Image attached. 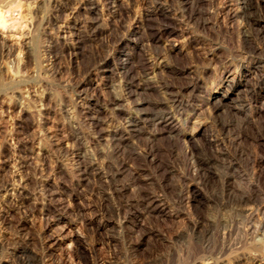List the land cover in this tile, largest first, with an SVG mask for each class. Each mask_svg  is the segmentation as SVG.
I'll use <instances>...</instances> for the list:
<instances>
[{
	"label": "rangeland",
	"instance_id": "374dc122",
	"mask_svg": "<svg viewBox=\"0 0 264 264\" xmlns=\"http://www.w3.org/2000/svg\"><path fill=\"white\" fill-rule=\"evenodd\" d=\"M117 1L0 0V262L19 264L26 246L39 264H264V210L245 211L264 202V0ZM146 10L139 48L124 54L147 120L117 144L108 130L125 120L111 100L131 80L117 69L119 37ZM172 29L188 36L176 53ZM149 56H163L151 57L156 74L139 62ZM167 112L176 132L156 124ZM12 176H29L21 208L2 190ZM61 216L81 240L64 237Z\"/></svg>",
	"mask_w": 264,
	"mask_h": 264
},
{
	"label": "bare ground",
	"instance_id": "6f19581e",
	"mask_svg": "<svg viewBox=\"0 0 264 264\" xmlns=\"http://www.w3.org/2000/svg\"><path fill=\"white\" fill-rule=\"evenodd\" d=\"M239 2H238V4H239V7L240 8H242L243 6H242V1L243 0H238ZM113 2H114V4L115 3H117L118 1L117 0H113ZM237 4V3H236ZM116 5V4H115ZM222 9V8H221ZM234 9V8H233ZM147 11V10H146ZM145 12V11H144ZM153 12V11H152ZM154 12H155V10H154ZM143 14V13H142ZM159 14V13H158ZM150 15V12H146L145 14H143V16L140 18H134V20H133V22H132V24L130 25V27H129V33L130 34H132V37L131 38H129V39H127V38H125V37H123V36H118L119 37V46H118V51L120 52V53H122L121 55H124L123 56V59H122V61H121V63H120V65H119V67L117 68V69H120V70H122L121 71V73H123L124 74V76H128V77H130V81L129 82H127L126 83V88H127V90H129V92L128 93H126V94H119V95H117V96H114V97H112V100H111V104L112 105H114L115 106V108H116V111H117V113L119 114V116L120 117H122L124 120H125V122L122 124H120V126H118L117 128H115L113 131H110V130H108V129H106L105 127H104V122H101L100 121V119L99 120H97L96 121V123H97V130H98V136L99 137H105V135H107V132H106V130H108V132L110 133V135L112 136L113 135V137H114V139L115 140H117V144H123L124 143V141H126V136L128 135V134H131V132L132 131H137L138 130V127H139V124L140 123H142V121H146L147 119L146 118H143V115H145L146 116V114H144L143 112H139V107L142 105L141 103H137L136 101H134L133 100V96H134V91H133V86H134V83H135V81H136V78H137V75L135 74V66H134V64H133V61H134V59H136L135 57H133V55L130 53V52H127V53H125L124 54V52L126 51L125 49L127 48V47H131V45L133 46V48L136 50V49H138L139 48V46H140V32H139V29H140V27H141V23L143 22V19L145 18H147L148 16ZM220 15H221V17H222V19H223V23H224V25H226L225 24V22L227 21V19L232 15V8L230 7V6H225L222 10H221V12H220ZM138 16H139V14H138ZM165 16H166V14H165ZM193 16V14H191V17ZM118 17V16H117ZM6 21H7V19H6V13H5V11L0 7V23L2 24H7L6 23ZM144 23V22H143ZM202 23V22H201ZM122 24V23H121ZM144 25V24H143ZM202 25H204V26H207V22L206 21H204L203 23H202ZM6 26V25H5ZM68 27V26H67ZM158 30V29H157ZM169 30V29H168ZM102 31V30H101ZM100 31V32H101ZM155 31V30H154ZM104 32V31H103ZM102 32V33H103ZM152 34H151V41H153V42H156V43H158V41H163L162 40V37H163V31H161V30H159V31H155L154 33L153 32H151ZM169 33H170V35L172 36V37H174V39L173 40H175V41H171L170 40V42H169V44H167V46L169 45V48H167V49H169V50H167V51H170V52H172V53H176L178 50H180L179 49V44L181 45V41L182 40H185V37L184 36H186V38L188 37L187 35H185V32L184 31H176V30H173L172 29V31H169ZM187 34V33H186ZM66 32H65V35H64V37H66ZM183 37H184V39H183ZM150 41V42H151ZM186 42V41H185ZM185 42L183 43V44H185ZM188 42V41H187ZM183 44L181 45V46H183ZM141 48V47H140ZM151 57H153V56H151ZM150 56L149 57H145V58H143L142 60L141 59H139V60H141V61H139V62H142V64H143V66H145V67H148V69H150L148 72H147V75H149V74H152V73H155L156 74V71L158 72V69H160L159 68V66L158 67H156V65L154 66V68L153 67H150L151 65H153V60H155L154 59V57L156 58V56H154L153 57V60H152V58H151ZM161 58H163V56L161 57V56H158L157 58H156V60H158V59H160L161 60ZM137 61V60H136ZM155 62V61H154ZM156 63V62H155ZM116 69V68H115ZM119 72V71H118ZM232 78V77H231ZM230 79V78H229ZM234 78H232L231 79V81L233 80ZM92 85H95L96 87L98 86V83H96V84H92ZM94 87V86H93ZM96 89V88H95ZM84 91V90H83ZM228 90H225L224 91V93L222 94L223 95V97H225L226 98V92H227ZM85 95V94H84ZM223 97L222 98H218L221 102H222V100H223ZM51 104V103H50ZM43 105V104H42ZM134 109H136V110H138V111H134ZM178 121V118L173 114V113H171V112H167L165 115H163V116H161L157 121H156V124L158 125V126H160L161 127V131H164V130H169L170 132H173V131H175L176 132V130H178L177 129V126H176V122ZM142 126V125H141ZM49 132V131H48ZM52 133H50V135H47V136H50V138H52V142H53V144L55 145V146H59V147H61V148H63L64 149V142L63 141H61L60 139L59 140H53V137L55 136V135H51ZM129 136H131V135H129ZM157 136V132H153V133H150V137L151 138H154V137H156ZM107 137V136H106ZM128 137V136H127ZM149 137V138H150ZM37 138H35L34 139V141H33V147L34 148H32L33 149V151H32V154H35L36 153V149L38 150L39 149V155L42 153L41 152V150H40V146L39 147H37L36 146V144H39V145H41L40 144V140L38 141V140H36ZM12 140H13V138H12ZM11 142V141H10ZM13 143H15L14 142V140L12 141V144ZM10 145L9 144V141H8V143H7V146L9 145V146H14V145ZM15 147V146H14ZM51 147V146H50ZM53 147V146H52ZM66 148V147H65ZM31 149V150H32ZM62 149V150H63ZM49 152H48V150L46 151V150H43V154L44 155H47ZM78 155V154H77ZM81 156L82 155H78V157H79V159H81ZM85 156V155H84ZM41 177H45L44 179H42V183H41V186H47V185H51V186H56V185H58V182H57V180H56V178L55 177H52V176H41ZM12 179H13V183H3L2 184V187L4 188V189H2V190H4V191H6L7 193L8 192H10V191H12V192H17V193H19L20 194V196H21V198H20V200H18V206H20V208L21 207H23V206H25V204H26V202H27V197L25 196V194L27 193L26 192V190H27V187H28V185H29V181H28V179H29V176H12ZM1 180V179H0ZM3 180V179H2ZM9 180V179H8ZM2 183V182H1ZM254 185V184H253ZM251 188V187H250ZM256 190H257V188H256ZM253 190L252 191V193L250 194V196H253V195H259V194H257V191H259V190ZM36 192V191H35ZM34 192V193H35ZM60 193H58L59 194V196L60 197H62V198H60V202H61V204L63 205V207H64V210H68L69 209V204H70V200H71V196H68V195H65V194H63L61 191H59ZM12 195V194H11ZM14 195V194H13ZM249 195V194H248ZM28 196V195H27ZM33 198L34 199H36L35 200V208H38V207H40V212H41V216H43V218L45 217V215H46V211H47V208H46V202L44 201V199H41L40 197L38 198L37 196H36V198H35V194H34V196H33ZM38 210V209H37ZM262 210H264V202H262V203H260V204H258V206H249V207H247V208H245V211H247L248 212V214H251V215H255V214H257L258 212H260V211H262ZM34 212V211H33ZM40 212H39V214H40ZM64 220L65 219V228H68V233L67 234H65V238H68V237H71V240H73V239H76V240H81V232L79 231V230H77V227L79 226V223H78V221H76V220H69V219H66L65 217H58V220ZM80 227V226H79ZM78 227V228H79ZM65 231H67V230H63V232L61 233V234H63V233H65ZM74 242V241H73ZM53 245H56V242L53 244ZM21 246V245H20ZM27 250L26 252L24 251V250ZM30 251H29V249L25 246V247H23L22 248V251H21V257H26L27 259H26V264H39L38 263V259H36V258H33V256H31L30 254ZM0 264H10V263H6V262H0ZM209 264V263H208ZM210 264H216V263H210ZM252 264H262V263H252Z\"/></svg>",
	"mask_w": 264,
	"mask_h": 264
},
{
	"label": "clouds",
	"instance_id": "9594fccd",
	"mask_svg": "<svg viewBox=\"0 0 264 264\" xmlns=\"http://www.w3.org/2000/svg\"><path fill=\"white\" fill-rule=\"evenodd\" d=\"M11 247L15 248L16 246L13 244V245H10ZM25 252L27 251L26 249L24 250ZM8 258V249L5 248L4 249V254L3 256H0V259H7ZM19 264H26V257H19Z\"/></svg>",
	"mask_w": 264,
	"mask_h": 264
}]
</instances>
